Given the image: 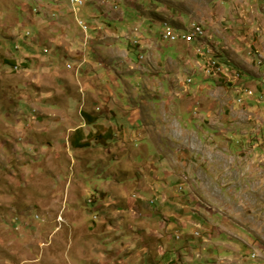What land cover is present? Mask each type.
Here are the masks:
<instances>
[{
  "label": "rangeland",
  "instance_id": "rangeland-1",
  "mask_svg": "<svg viewBox=\"0 0 264 264\" xmlns=\"http://www.w3.org/2000/svg\"><path fill=\"white\" fill-rule=\"evenodd\" d=\"M85 1L0 0V264H264V0Z\"/></svg>",
  "mask_w": 264,
  "mask_h": 264
},
{
  "label": "built area",
  "instance_id": "built-area-1",
  "mask_svg": "<svg viewBox=\"0 0 264 264\" xmlns=\"http://www.w3.org/2000/svg\"><path fill=\"white\" fill-rule=\"evenodd\" d=\"M69 4H70V11L71 14L73 15V17L76 19L78 26L83 29V31L85 32L88 27L85 25V23L80 19L79 15L80 13L83 11V8L86 5V1L85 0H66ZM99 4L101 6H105L106 3L103 2V0L99 1ZM191 27L189 28V30H183L179 31L178 34H176L175 32H173V39L171 41V43H177V42H181L184 44H190V43H195V39H200L202 38L203 35H206L203 27L195 22H191ZM95 29H99V28H95ZM166 28L164 26V31L161 34V39L163 41V34L166 33ZM86 38V37H85ZM170 43V44H171ZM16 49H18L16 47ZM135 50H137V52L142 53V51L140 50V44L138 41H135ZM195 51H198V56H202L204 55V50H199L196 49ZM139 59H142V56H139ZM210 63H211V70H209V72H205V74L210 77H215L216 76V63L215 61H212L210 58ZM260 66V65H259ZM17 68V67H15ZM229 75L233 76V82L239 80L240 78V73H236L235 70H232L229 68ZM188 83H190V80L188 79ZM264 100V98H263ZM238 102H241L240 100ZM199 237V235H198ZM200 252H196L194 255H191V259L190 257H188V260L185 264H190V261H192V259L195 257L197 258V260L201 259V256L198 255ZM173 264H175L173 262Z\"/></svg>",
  "mask_w": 264,
  "mask_h": 264
},
{
  "label": "crops",
  "instance_id": "crops-1",
  "mask_svg": "<svg viewBox=\"0 0 264 264\" xmlns=\"http://www.w3.org/2000/svg\"><path fill=\"white\" fill-rule=\"evenodd\" d=\"M22 10V9H21ZM22 12H24V10H22ZM1 16H3L4 17V15H5V11L3 12V14H0ZM21 38V37H20ZM99 40H100V38H99ZM146 45H147V47L148 48H151L150 46H151V43L150 42H147L146 43ZM14 49H15V47H14ZM16 50V49H15ZM120 58H124V59H126L127 58V54L126 53H121L120 54ZM26 57H28V56H26ZM29 58V57H28ZM147 60H149V59H147ZM6 61V60H5ZM150 61H152V64H154V62H153V60L152 59H150ZM149 63V62H148ZM150 64V63H149ZM148 66H150V67H153L152 65H148ZM131 70H132V68H130ZM88 83V81H84V84L83 83H80L79 84V86H80V91H83V92H85L89 97L90 96H92L91 94H89L88 92H87V90H86V87H84V86H86V84ZM88 88H90L89 86H87V89ZM94 104H95V102H94ZM83 114H85V115H87L86 113H83ZM86 118L88 119V124L89 125H92L93 124V121H95V118L94 117H92V116H90V115H87L86 116ZM19 122V121H18ZM101 129H105L103 126L101 127ZM78 134L74 137V142H76V143H78V145H80L81 143V139H82V137H83V134H82V130H81V128L80 129H78ZM80 139V141H78ZM79 147V146H78ZM77 147V148H78ZM138 213H139V211H138ZM141 216V215H140ZM137 220H140L139 218H137ZM165 228V230L167 231V228L166 227H164ZM164 228H163V230H164ZM156 238H160L161 240H163V236L161 235V234H159V233H157V237ZM160 242V241H159ZM160 246V245H159ZM161 251L162 250H157V252L158 253H161Z\"/></svg>",
  "mask_w": 264,
  "mask_h": 264
},
{
  "label": "bare ground",
  "instance_id": "bare-ground-1",
  "mask_svg": "<svg viewBox=\"0 0 264 264\" xmlns=\"http://www.w3.org/2000/svg\"><path fill=\"white\" fill-rule=\"evenodd\" d=\"M177 30H179V31H182V29H177ZM175 32V31H174ZM203 38H205V35H203L202 36V38H200V39H197V42H196V45H198V49L199 50H204V44H202V39ZM163 39L164 40H172L173 39V32H170V31H168V32H166V34H164L163 35ZM134 46V48H135V41L132 43V47ZM196 48V49H197ZM195 52H197V51H195ZM209 53V55L210 56H206V53ZM204 53H205V55H202L205 59H206V65H205V68H206V66H207V68H206V70L205 71H208L209 72V70H211V63H210V58H211V50H207V51H205ZM198 55V54H197ZM199 57V56H198ZM203 58V59H204ZM204 59V60H205ZM211 60L212 61H215V62H217V60L216 59H214V58H211ZM221 71H220V67H219V63L217 62L216 63V74H218V73H220ZM166 264H173V262H171V263H166ZM185 264V263H184Z\"/></svg>",
  "mask_w": 264,
  "mask_h": 264
},
{
  "label": "trees",
  "instance_id": "trees-1",
  "mask_svg": "<svg viewBox=\"0 0 264 264\" xmlns=\"http://www.w3.org/2000/svg\"><path fill=\"white\" fill-rule=\"evenodd\" d=\"M8 63H9V62H8ZM8 63H7V64H8ZM78 132H79V131L75 132V136L78 134ZM78 141H80V139H79ZM73 145H74L76 148H77L78 146H79L78 148L86 147V146H87V144H84V143L78 145V143H76V142H74V141H73Z\"/></svg>",
  "mask_w": 264,
  "mask_h": 264
},
{
  "label": "clouds",
  "instance_id": "clouds-1",
  "mask_svg": "<svg viewBox=\"0 0 264 264\" xmlns=\"http://www.w3.org/2000/svg\"><path fill=\"white\" fill-rule=\"evenodd\" d=\"M190 259H191V256H190Z\"/></svg>",
  "mask_w": 264,
  "mask_h": 264
}]
</instances>
